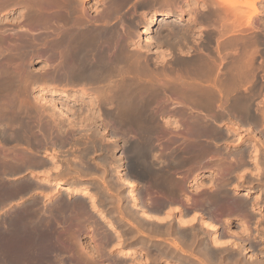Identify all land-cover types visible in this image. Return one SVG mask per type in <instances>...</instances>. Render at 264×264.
I'll return each mask as SVG.
<instances>
[{
    "label": "bare ground",
    "instance_id": "1",
    "mask_svg": "<svg viewBox=\"0 0 264 264\" xmlns=\"http://www.w3.org/2000/svg\"><path fill=\"white\" fill-rule=\"evenodd\" d=\"M263 3L264 0H0V207L9 206L5 215L11 214L4 221L0 219V264H133V256L147 254L146 251L135 250V247L144 248L152 256L153 252H157L152 245H164L162 242L167 233H173V236L170 234L171 237H167L171 241H164L168 248L169 245L175 248L173 242L178 239L187 247L190 245L189 249L184 247V251L197 259L196 262L181 264H264V260L259 259L260 252H253L250 259L247 257L242 261L245 250L253 247L249 244L254 235L249 232L252 231L250 222L254 217L249 221L251 216L248 213L255 212L257 203H252L249 198L253 194L260 201L264 192L259 194L246 189L239 197L226 186L230 177L240 171V165L245 164V158L251 155L252 149L253 155L260 153L257 154L258 148L254 141H248L249 138L245 139V144L252 149L236 152L238 149L230 145L235 146L239 141L228 139L234 131L221 127L228 119L235 122L234 125L238 122L252 125V129H264V107L260 108L264 104L260 102L257 111V104L250 106L249 96L235 93L237 83H241V88L244 84L242 80L250 82L246 80L253 75L252 79L257 78L252 93L254 97L261 93L257 91L261 73L256 75L257 71H253L255 63L252 62H255L254 56L257 59L258 48L264 40ZM142 7L154 11L148 12L145 8L147 12H143ZM137 8L142 11V17H137L147 21L141 31L138 29L140 19L133 16ZM14 12L17 16L12 19L9 15ZM188 12L194 15V24L190 21L193 25L211 23L206 33L207 43L215 40L217 31L222 37L228 32L244 33L245 29V32L250 29L256 34L253 36L252 33L248 40L246 36L244 41L239 33L237 38L243 39L241 44L235 34L233 42L224 39L226 42L220 43L219 34V38L215 36L219 40L216 38L217 44L214 49L211 48L212 51L203 50L207 46L205 43L203 49L196 50L190 59L176 57L164 64L165 60L149 57L147 53L150 50L152 54V45L158 47L155 48V53L160 51L158 55H163L169 47H177L176 42L179 45L185 43L179 48L188 46L195 32L190 23V28L169 26L170 33L158 31L153 36L155 24L159 26L161 23L162 30L170 22L181 24L183 20L187 21L185 14ZM188 17L190 20V15ZM202 30L205 31V28ZM201 36L205 37L204 34ZM164 44L169 46L167 50L161 49ZM227 46L235 47L234 51L231 52L232 48L227 49ZM263 54L260 53V58ZM37 58L44 64L40 68L33 67ZM262 64L258 63L255 67L262 69ZM41 93L47 94V97H41ZM252 93L250 95L253 96ZM107 126L112 127V135L105 133ZM119 137L121 141L117 140ZM159 140L165 143V147L158 145ZM220 141H223L224 149H221ZM75 143L82 145H78L81 147L79 154L75 150L77 155L70 158L73 164L66 163L65 157L55 156V166H50L53 160L49 159L54 156L47 160L45 157L49 151L42 150L45 154L40 152L48 144H55L58 149L68 144L69 151L70 145ZM51 147L48 146L50 151ZM155 148L158 150L155 151ZM205 166L211 168L197 170L191 177L197 185L191 187L188 174ZM229 166L236 168L232 176L228 175ZM177 172L183 173V176L176 175ZM210 173L216 175L214 182L210 180L214 184L209 181L213 187L197 180L210 176ZM130 174L148 181L139 186L138 179V187L137 180L132 179ZM41 175L48 179H41ZM262 179L264 181V176ZM36 184L55 187V217L51 218L55 219V234L51 221L46 223L49 225L44 222V230H40V223L32 220L27 211L25 216L17 210L21 202L17 205L13 203L21 198L18 195L22 191ZM121 188L127 189L126 193L120 195L118 190ZM196 195L200 198L197 199ZM85 199L90 200V210L99 213L109 232L104 235L109 237H104L107 242L105 253L99 250L100 245L94 244L101 243L98 239L101 235L97 238L100 242L92 238L94 243H87L81 238V229L85 227L86 230V225L84 223L82 227L83 223L79 220L82 221L83 215L88 216L86 211L89 207ZM99 199L111 206V211H107L108 217L95 206ZM148 200L155 213L148 211L150 209L145 204ZM178 201L180 205H174ZM188 206L198 211H187ZM222 209L234 215L232 224L240 227L241 231L233 229L232 235L237 242L240 240L243 243L241 247L242 243L236 244L242 249L227 254L213 249V246L216 248L219 245V237L229 235L230 231L227 230V223L229 226L231 222L229 219L225 225H219L215 220L223 213L221 211L218 215ZM159 211H163L164 216L177 211L179 216L174 226L169 225L168 217H165L169 219L165 226L164 216L161 217L157 213ZM187 212H190L186 214L188 217H182ZM113 214L115 218L111 217ZM194 214L200 217L197 227H194ZM242 215H247V219H242ZM71 216L77 218L74 225ZM119 216L120 220H124L120 228L116 221ZM92 219L91 222H94L95 219ZM146 227L147 232L143 230ZM201 227L214 231V235L209 233L204 237L203 232L199 236ZM124 245L128 246L111 254V249ZM220 245L226 246L223 243ZM224 246L218 247L224 249ZM174 248L173 251H176ZM157 254L164 255L160 251ZM127 259L133 263H127Z\"/></svg>",
    "mask_w": 264,
    "mask_h": 264
},
{
    "label": "rangeland",
    "instance_id": "2",
    "mask_svg": "<svg viewBox=\"0 0 264 264\" xmlns=\"http://www.w3.org/2000/svg\"><path fill=\"white\" fill-rule=\"evenodd\" d=\"M263 4H264V3H263ZM139 8H140V7H139ZM139 8H137L138 11L136 10L137 13H136V14H133V16L136 15L135 18H137V19H138V18L140 19V16L142 15V11H139V10H141V9L144 10L143 12L154 11V9H152V10L149 9V10H148L146 7H145V8L147 9V11H146V9L143 8V7H142L141 9H139ZM158 9H160V8H158ZM129 10H131V9L129 8L128 11H129ZM128 11H127V12H128ZM136 11H135V12H136ZM129 12H131V11H129ZM129 12H128V13H129ZM138 12H139V13H138ZM188 14L190 15V20H189V17H188L189 15H188ZM192 14H193V13H192ZM192 14H190L189 12L186 13L185 16H187V17H186V18H187V19H186L187 21H184V20H183V21L181 22V24H180V23H179V24H178V23H177V24H174L173 22H170V24H169L168 26H166V29H164V30L161 29L162 26H163L161 23L159 24V26H158V24H155V26H154V27H155V31L153 32V33L155 34V35L153 34V36H156V33H158V31H160V33H164V32L167 33V32L169 31V33H170V32H171V31H170V29H171L170 27L180 26L181 28L187 29L188 27L190 28V24H191L192 31L194 30L195 32H193V34H194L193 36H194V37H192L191 40L188 41V42H189V43H188V46H187V44H186V45H182V47H181L182 49L179 48L181 44H185L184 42H181L180 45H179L178 42H176L175 46H177V47H173V48H170L168 45L164 44V45L161 47V49H166L167 47H169V48H167V49H169V50L166 49L167 51L165 50L166 52H165V51H164V52H165V53H168V51H169L170 54H169V53H168V54H165V53H164V54L162 55V54L160 53V55H158L160 51H157V52H156L157 54H156L155 51H153L156 47L152 45V46H150V49L152 50V51H151L152 54L150 53V50H149L148 53H147L148 56L151 57V58H154V57H155V59H160V61H161V60H162V61L165 60V61H164V64H166L167 62L171 61V59L176 58V57H177V58L179 57V58H181V59H190V58L192 57L193 53L195 54L196 50H198L199 48H202V49H203V47L205 46V43H207V42H205V41H206V38H207V34H206V33H207V31L211 28V27H210V26H211V25H210L211 23H208V22H205V23H204V22L199 23V22H198L199 19H198V20H196L198 23H195V25H193V24H194V23H193V18H194L193 16H194V15L191 16ZM137 15H140V16L137 17ZM16 16H17V15H16L15 12L9 15V17L12 18V19H15ZM141 17H142V16H141ZM192 17H193V18H192ZM191 18H192V19H191ZM141 19H142V18H141ZM141 19H140L141 22H140V25H139V28H138L140 31L143 29V27L146 25V22H147V21H145L144 18H143L142 20H141ZM190 21H191L193 24H192ZM172 23H173L174 25H173ZM189 23H190V24H189ZM182 24H183V25H182ZM198 24H199V25H198ZM205 24H208V25H205ZM186 25H187V26H186ZM204 25L208 27L207 30H206L207 27H205ZM169 26H170V27H169ZM184 26H186V27H184ZM198 26H199V27H198ZM197 27H198V28H197ZM201 27H202V29L205 28V31L202 30V29H200ZM203 27H204V28H203ZM159 28H160V29H159ZM169 28H170V29H169ZM194 28H195V29H194ZM158 29H159V30H158ZM184 29H183V30H184ZM199 29H200L201 31H200ZM156 30H157V31H156ZM248 30H249V31H248ZM199 31H200V32H199ZM245 31H246V29L244 30V33H241V32H239V31H237V34L231 32L233 35H232L231 33L228 32L230 36H229V35L226 36V35L228 34V33H226V34L223 35L224 37H222V34H220V32H219V34L221 35V37H220V35L218 34V31H217V32H216L217 34H215V36L218 37V35H219L220 38H219V37H218V38H219V39H222V40L219 41L220 43H223V42H226V41H227V42H233L232 40L239 39V43L241 44V42H243V39H242V41H241V38H237V36H239V33H240V37L242 36V38H245L244 41L246 40V36H247V40H248L250 37H252V35L254 36V34H256L255 31L253 32V31H251L250 29H247V31H248L249 33H248V32H245ZM263 31H264V30H263ZM197 32H198V34H196ZM202 32H203V33H202ZM247 33H248V35H247ZM252 33H253V34H252ZM263 33H264V32H263ZM203 34L205 35V37H204V36H201V35H203ZM234 34L236 35V39L234 38V37H235ZM243 34H244V35H243ZM251 34H252V35H251ZM195 35H197V36L195 37ZM249 35H250V36H249ZM143 36H144V35H143ZM199 36H200V38H201L202 40H201L200 38H198V39H199V41H198L197 37H199ZM215 36H214V39H215V40H212V41H211L212 43H207V46H205L204 49H203L204 51L207 50V52H210V51H212V49H214V47H215L216 44H217V43L215 44V42H217V40H219V39H218L217 37H215ZM225 36H226V37H225ZM232 36H233V39H231ZM135 38H136V37H134V39H135ZM216 38H217V40H216ZM226 38H227V39H226ZM224 39H225L226 41H224ZM200 40H201V41H200ZM192 41H194V43H193ZM197 41H198V44H197ZM240 41H241V42H240ZM143 43L146 44V42H143ZM177 43H178V45H177ZM202 43H203V44H202ZM190 44H191V45H190ZM209 44H210V45L212 44V46H209ZM193 45H194V46H193ZM201 45H202V46H201ZM184 46H187V47H184ZM229 46H230V45H229ZM229 46H227V49L229 48ZM206 47H207L208 49H207ZM260 47H261V48H258V50L260 49L261 51L259 50V52L257 53V54H259V55L255 54V55H257V56H256L257 59H260V53H261V52H262V53L264 52V40H263V43L261 44ZM157 48H158V47H157ZM157 48H156V49H157ZM159 48H160V47H159ZM178 48H179V49H178ZM183 48H184V49H183ZM188 48H189V52H187V51H188ZM191 48H192V49H191ZM211 48H212V49H211ZM231 48H232V49H231ZM231 48H229V49H231L230 51H231V52L234 51L233 48H235V47L232 46ZM172 49H173V50H172ZM176 49H177V50H176ZM186 50H187V51H186ZM190 50H192L193 52L190 51ZM177 51L179 52V54H178ZM190 52H191V53H190ZM231 52H230V53H231ZM182 53H183V54H182ZM187 53H190V54H188V55H191V56H188ZM161 55H162L163 57H162ZM167 55H168V56H167ZM181 55H182V56H181ZM184 55H186V56H184ZM158 56H159V57H158ZM166 56H167L168 58H167ZM229 56H230V58H232L231 55H229ZM262 56H263V57H262ZM262 56H261V58H264V54H263ZM164 57H165V58H164ZM163 58H164V59H163ZM230 58L228 57V59H230ZM37 59H38V58H37ZM254 59H255V60H254L255 62H252V63H255V64H253V67H254L255 69H258V70H254V68H253V71H254V72L257 71V72H255L256 75H257L258 73L262 72V70L264 71V68H262V69H261V68H256V67L258 66V62H257L258 60L255 58V56H254ZM230 60H231V59H230ZM256 63H257V64H256ZM261 63H262V62H261ZM40 65H41V66H40ZM43 65H44V64L42 63V61H41L40 58H39L37 61H35V62L33 63V67H34V68H40V67H42ZM255 65H256V67H255ZM259 65H261V64H259ZM263 66H264V65H263ZM260 69H261V70H260ZM220 72H223V70L220 71ZM255 73H254V74H255ZM221 75H222V74H221ZM256 75H255V76H256ZM253 76H254V75H253ZM253 76H252V77H253ZM252 77H250V78H251L250 80H248L249 78L246 80V81H250L251 83H250V82H243V81H245V80H242V83H244V84L241 85V88H240V86H239L241 83H240L239 85H238V83H237V87H236V92H235V93L238 94V95L241 94L242 96H247V97L249 96L248 98L251 99V102L253 103V104H252V103L250 102V100L248 99L249 102H250V104H251L250 106L253 105V106L255 107V104H257L256 106H257V111H258V109L264 107V105L261 106L262 104H264V102H263V101H264V99H263V98H264V97H263L264 95H263L262 93H259V94H257V95L255 96V97H258V96H259V97H258L259 99L254 97V94L252 93V90H253V88H254L253 85H254V82L256 81V78H257V77H255V78H253V79H252ZM254 79H255V80H254ZM252 80H253V81H252ZM245 83H246V85H245ZM248 83H249V84H248ZM249 85H250V87H251V85H252L253 87L249 88ZM243 87H244V88H243ZM247 88H248V89H247ZM238 89H239V90H238ZM241 89H243V90H241ZM244 89H245V90H244ZM248 91H249V92H248ZM245 92H246L247 94L251 92V93L253 94V96L250 95L251 93L247 95ZM45 93H46V92H45ZM45 93H41V97H42V96H43V97H44V96L47 97V94H45ZM260 95H261V96H260ZM251 96H252V98H250ZM253 98H254V99H253ZM42 99H44V98H42ZM255 99H256V100H255ZM260 99H261V101H260ZM257 100L259 101V103H258ZM262 100H263V101H262ZM254 102H255V103H254ZM256 102H257V103H256ZM260 102H261V105H259ZM169 104H170V103H169ZM172 104H174V103H172ZM172 104H171V105H172ZM260 106H261V107H260ZM258 107H260V108H258ZM251 108H252V107H251ZM224 121H225V122H224V125H222L221 127L226 126L230 131L232 130L231 132H233V131L235 132V133H234V132L231 133V135H230L231 137L229 136L230 138L228 137L229 141H230L231 139H232L233 141H235V142L239 141L238 144H236L235 146H234V145H233V146L230 145L231 148H233V149H235V148L238 149L236 152H238L239 150H244V149L248 150V148H249V150H251V149H252L251 146L245 144V141H246L245 139H248V138H249L248 141L251 140V141H254V142H255V144H256V146H257V148H258V151H257L258 153H257V154L260 153V154L262 155V156H261V155L259 154V155L257 156L256 154H254V155H256V156H254V155L252 154V152H254L253 149H252V150H251V155L249 156V157L252 158V159L249 158V159H251L252 161L249 162V163H245V164L248 165V166H246L245 164H242V166L240 165V167H242V171H241V168L239 167L238 170H240L241 172H240V171L238 172V170H237V172H238V173H236L237 175L235 176V174H234V175L232 176V178L230 177L229 182H226V184H227L226 186L229 188V191H234L236 194H238L237 196H239V197H242V194L245 192L246 189H252V190H254L256 193H259V194L262 193V194H263V192H264V184H263L264 181H262V180H263L262 178H263V176H264V175H263V174H264V171H263V170H264V167H263V166H264V138H263L259 133L254 132L252 129H250V128L245 129L246 127H242V126H248V125H242L241 123H238V122H237V124L234 125L235 122H233V121L230 122V120H228V119H227V121H226V120H224ZM219 122H221V121L219 120ZM228 122L230 123V124H229L230 126L227 125ZM225 123H226V124H225ZM232 124H233V125H232ZM235 126H236V127L238 126L239 128L241 127L240 129H242V128H244V129L240 130V129L237 127V129H238V130H237ZM229 127H230V128H229ZM232 127H233V128H232ZM176 128L178 129L177 126H176ZM178 131H179V130H178ZM178 131H177V133H178ZM175 133H176V132H175ZM242 134H243V135H242ZM233 135H234V136L236 135V136L234 137ZM238 136H240V137H239V140H238ZM242 138H243V139H242ZM254 138H255L256 141L254 140ZM258 139H259V140H258ZM159 141H160V140H159ZM157 142H158V141H157ZM241 142H242V143H241ZM75 144H76L77 146H76ZM75 144L70 145L71 149H72L73 146H74V147H75V146L77 147V148L75 147L76 149H74V147H73V151L69 148V151H71V152L68 151V147H67L68 144H65L67 148L65 147V145H63V147H60V149L55 148V144H52V145H51L52 147L54 146L53 149H52V147L50 146V144H48V145H46V147H42V149H41L40 152H41V154H45L44 152H42V150L44 151V150L46 149L47 152L49 151V152H48L49 154H46V157H45V159H47V160H48L49 158H52V157L54 156L52 159H49V161H50V160H53V161H50V162H51V163H49L50 166H53V165L55 166V160H54V159H55V156H57V157L59 156L60 158H64V157H65V158L67 159V160H66V163H69V164H70L71 162H73L71 159H72L75 155L79 154V153H78V150H79V151L81 150V147H79V146H81L82 144H80V143H78V144L75 143ZM239 144H240V145H239ZM258 144H260V145H258ZM78 145H79V146H78ZM158 145H159V146H162V147H165V146H163V145H165V143H163V142L161 143V141L159 142ZM158 145H157V146H158ZM238 145H239V148H240V149L238 148ZM48 146H49V148L51 147V151H50V149L48 148ZM61 148H63V149H61ZM64 148L66 149L65 151H64ZM79 148H80V149H79ZM242 148H243V149H242ZM55 149H56V151H55ZM236 149H235V150H236ZM52 150H53L54 152H56V153H54ZM75 150H76V153H77V154L74 153ZM157 150H158V149L155 148V151H157ZM249 150H248V151H249ZM57 151H58V155H57ZM51 152H52V153H51ZM62 152H63V153H62ZM72 152H73V153H72ZM92 152H93V154L95 153L94 151H92ZM92 152L90 153L91 155H93ZM61 153H62V154H61ZM64 153H65V155H64ZM66 153H68V154H66ZM71 153H72V154H71ZM255 153H256V152H255ZM51 154H52V155H51ZM55 154H56V155H55ZM62 155H63V156H62ZM49 156H50V157H49ZM51 156H52V157H51ZM260 156H261V157H260ZM59 157H58V158H59ZM94 157H98V156H94ZM70 158H71V159H70ZM156 158H158V157H156ZM253 158H254V159H253ZM256 158H257V159H256ZM259 158H260V159L263 158V159L260 160ZM258 159H259V161H258ZM70 160H71V161H70ZM254 160H255V162H254ZM261 161H262V162H261ZM73 163H74V162H73ZM73 163H71V164H73ZM255 163H257V164L262 168V170H261L260 167H258V165L255 164ZM259 163H260V164H259ZM52 164H53V165H52ZM63 164H65V163L63 162ZM253 164H254V165H253ZM251 165H252V166H251ZM255 165H257V166H255ZM262 165H263V166H262ZM48 166H49V165H48ZM209 167H210V166H207V167L205 166L204 168H202V169H201V168H200V169H196L195 171H194V169H193V171H192L193 173L191 172V174H190V173L188 174L190 178H189L188 175H187V177H188L187 179H188L189 182L192 184L191 187H193L194 185H195V187H196V185H197L196 181H194V180L191 179V177H193L192 175H193L195 172L202 171V170H205V169H210L211 167H210V168H209ZM243 167H244V168H243ZM250 167L253 168V169H251ZM255 167H256V168H255ZM247 168H250L252 171H250V169L246 170ZM254 168H255V169H254ZM257 169H258V170H257ZM197 170H198V171H197ZM243 170H244V171L246 170V171H245V174L243 173V172H244ZM259 170H260V171H259ZM248 171L250 172L249 174L247 173ZM256 171H257V172H256ZM262 171H263V173H260V172H262ZM251 172H253V173H251ZM255 172H256V174H255ZM179 173H181V172H177V173H175V174H176V175H182V174H183V173H181V174H179ZM241 173H242V174H241ZM240 174H241V175H240ZM243 174H244V175H243ZM253 174H254V175H253ZM258 174H259V175H258ZM176 175H175V176H176ZM211 175H212V176H211ZM242 175H243V176H242ZM245 175H246V176H245ZM260 175H261V176L263 175V176L261 177ZM132 176H133L132 179L137 180V181H135V182H137V183H136L137 186H138V179H139V183H140L139 186L142 185V183H145V184H146L147 181H148L147 179H145L146 181L143 180V179H140V178L137 179V178H136V177H137L136 175H134V174H133V175L130 174V177H132ZM182 176H183V175H182ZM240 176H241V178H239ZM253 176H254V177H253ZM259 176H260L261 178H260ZM213 177L215 178L216 175L210 173V176H208V177H203L204 179H203V178H202V179H201V178H197V180L200 179V180H202L201 183H204L205 185L208 184L207 187H213L212 184H214L213 182L216 180V179L214 180ZM249 177H250V178H249ZM40 178H41V179H45V178L48 179V177H47V176H44V175H41ZM235 178H236V180H235ZM242 178H243V179H242ZM244 178H245V179H244ZM232 179H233V180H232ZM239 179H240V181H239ZM241 179H242V180H241ZM249 179H251V181H250ZM259 179H260V180H259ZM210 180H212V181L214 180V181L211 182ZM243 180H244V181H243ZM144 181H145V182H144ZM209 181H210V183H212V184L209 185ZM235 181H236V182H235ZM245 181H246V182H245ZM248 181H249V182H248ZM252 181H253V183H252ZM231 183H232V184H231ZM237 183H239V184H237ZM246 183H247V184H246ZM248 183H249V185H248ZM251 183H252V184H251ZM234 184L236 185V187H235ZM245 184H246V185H245ZM232 185H233V186H232ZM244 185H245V186H244ZM247 185H248V186H247ZM139 186H138V187H139ZM231 186H232V188H231ZM195 187H193V188H195ZM247 187H248V188H247ZM50 188L52 189V188H55V187L52 186V187H50ZM122 190H124V191H122ZM126 190H127V189L121 188L120 190H118V193L121 192L120 195H121V194H124V193H126ZM239 190H240V191H239ZM262 190H263V191H262ZM259 191H260V192H259ZM159 193H160V192H159ZM239 193H240L241 195H240ZM262 194H261V195H262ZM261 195H260V196H261ZM199 196H200V195H196V198H197V199L200 198ZM194 197H195V196H193V198H194ZM253 197H254V198H253ZM262 197H263V198H262ZM125 198L127 199L128 197L125 196ZM253 199H254V200H253ZM255 199H256V198H255V196H254L253 194H252V195L250 196V198H249V201H251L252 203H257V205H256V209H255V212H254V211H251V213H248V215L251 216V217H248L247 215H245V216H244V215L240 216V217H242V219H247V217H248V218H249V219H248L249 221H250V219H251L252 217L255 218V220H254V218L251 219V220H253V221L250 222V224H251V226H252V228H251L252 231L249 230V231H250L249 233H253L252 235H254V238H253V236H251V242H250V244H249L250 246L253 245V247L251 246V247H250L251 249H249V247H248V249L245 250V253H244V251H243L244 255H243L242 261L245 260V259H247V257H248V259H250V258L252 257V255H253V252H255V253L257 252L258 254H259V252L262 253V255H259V259L262 258L261 260H264V258H263V257H264V256H263V254H264V253H263V252H264V232H263V231H264V220H263V219H264V218H263V217H264V194L261 196L260 201H259V199H258V200H257V199L255 200ZM129 201H130V200L127 199V203H130ZM180 202H181V201H180ZM178 203H179V201H178L177 203H175L174 205H180V204H178ZM260 204H261V205H260ZM96 205H97V203H95V206H96ZM96 207H97V209H98V206H96ZM260 207H261V208H260ZM194 210H195V211H194ZM148 211H150L151 213H152V212L155 213V212L152 211L151 209L148 210ZM193 211L196 212V211H198V210H196V209H192V212H193ZM221 211L223 212L222 214H221ZM256 211H257V213H256ZM190 212H191V211H190ZM190 212L183 213V214H182V217H184V215H186V214L189 215ZM252 212H253V213H252ZM157 213H159V215H161V217H163V216L165 215L163 211H159V212H157ZM163 214H164V215H163ZM220 214H221V215H220ZM224 214H225V215L227 214V215H229V216H227V215L225 216ZM262 214H263V215H262ZM162 215H163V216H162ZM171 215H172V218H171ZM187 215H186V217H188ZM218 215H220L219 218H220L222 221L218 220V219H219V218L217 217ZM218 215L216 216L218 219L215 217V218H216L215 220H217V224H219V225H225V222H226L227 219H229V220L231 221L230 224H229L230 227L228 226V223H227V227H228L227 230H230V231H229V235H224V236H222V237H221V236L219 237V245H217L216 248H215V246H213V247H214L213 249H215V251H219V252H224V251H225L226 254H227V252H230V253H231V252H235V250L238 251L239 249H242L243 247H242V248H240V247L243 246V243H242L240 240H238V242H237V241H236L237 238H234L233 235H232V231H233V229H234V230H237V231H238V230L241 231V228H240V227H238V226H236V225H235V227H234L233 224H232V223H234V221H235V220H234V215H233V214H229V213H227L226 209H222V210H220V213H219ZM254 215H255V216H254ZM261 215H262V216H261ZM178 216H179V213H177V211H173L170 215H166V216H164L163 221H165L164 223H166V225H165V224H162V225L167 226V225H168V222L170 221V222H169V223H170L169 225H170L171 227L174 226V224H175L174 221H175L176 217H178ZM194 216H195V214H194ZM221 216H223V217H221ZM224 216H225V217H224ZM165 217L170 218V220H169L168 218H165ZM192 217H193V216H192ZM226 217H227V218H226ZM194 218H195V222H194V223H195V224H194L195 226H194V227H197V225H198V221H197V220L200 219V217L195 216ZM222 218H223V219H222ZM256 218H258V223H257V219H256ZM259 218H260V219H259ZM261 218H262V219H261ZM166 220H169V221L167 222ZM215 220H214V222L216 223ZM261 220H263V221H261ZM196 221H197V222H196ZM218 221H219V222H218ZM260 221H261V222H260ZM172 222H174L173 225H172ZM221 222H222V223H221ZM150 223H151V222L149 221L148 224H150ZM152 223H153V222H152ZM256 224H257V227H259V228H257V227L255 226ZM258 225H261V226H258ZM146 226H148V225H146ZM163 227H164V226H163ZM199 227H200V226H199ZM253 227H254L255 229H257V230L253 229ZM262 227H263V228H262ZM230 228H231L232 230H231ZM236 228H238V229H236ZM220 229H221V228L218 229V232H219ZM258 229H259V230H258ZM262 229H263V230H262ZM143 230H144V231L146 230L145 232H147V231H148V228L146 227V228L143 229ZM256 231H257V233H256ZM261 231H262V232H261ZM203 232H204L205 234H204ZM218 232H217V233H218ZM202 233H203V234H202ZM209 233H210V236L214 235V231H212V232H211V231H207L206 229H204V228H202V227H201V230H200V228H199V232H198V235H199V236L202 234V236L204 235V237H207V235L209 236ZM255 233H256L257 235H256ZM262 233H263V234H262ZM170 234L173 236V233H170ZM170 234L167 233L166 235H164V236H165L164 241H165V239H166V240L169 239V241H171L170 238L167 239V237H169V236L171 237ZM206 234H207V235H206ZM259 235H260V236H259ZM231 236H232V237H231ZM256 236H257V237H256ZM262 236H263V238H262ZM204 237H203V238H204ZM225 237H227V238H225ZM221 238H223L224 241L226 240V241H225L226 243H224V241H223ZM228 238H229V239H228ZM232 238H233V240H232ZM201 239H202V238H201ZM227 239H228V240H227ZM230 239H231V240H230ZM252 239H253L254 241H253ZM177 240H178V239H175V242H173V244L176 246L175 248H174V247H171V246L169 245V248L171 247V248L169 249V248L167 247L168 244L165 243L164 241H163L164 243H163L162 241L159 242V244H161V242H162V244H164V245H162L163 247H162V246L157 247L158 245H152V246H154L155 249H156V250H154L155 252H156V251H157V252L160 251V252H162L164 255H162V254H157V252H156V253L153 252V253H152V256H150L151 253L149 254V253L147 252V250H145L144 248H141V247H135V246H134V247H135V250H137V251L139 250L141 253H142L143 251H146V253H147L148 255L145 254V253H144V254H140V255H135V256H133V261H134V263H133V261H131V259H130V260L127 259L126 262H127V263H130V262H131V263H133V264H135V263H136V264H138V263H139V264H154L155 261H156L155 264H181V263H187V262H189V263H190V262H191V263H192V262H196L197 259L192 258V256H195V255H188V254L184 251L186 248L189 249L190 245L187 247L184 243H182V242L180 243V241H179V240L177 241ZM199 240H200V239H199ZM220 240H221V242H220ZM234 240H235V241H234ZM227 241H228V243H227ZM229 241H230V242H229ZM232 241H233V243H232ZM261 241H262V243H261ZM178 242H179V243H178ZM235 242H236V243H235ZM239 242L242 243V245L240 244V247H237L236 244L239 245ZM254 242H255V243H254ZM176 243H178L179 245L176 244ZM221 243L225 244L226 246H224V245H220ZM260 243H261V244H260ZM166 244H167V245H166ZM173 244H171V245H173ZM229 244H230V246H229ZM231 244H233L234 246H232ZM183 245H184V246H183ZM261 245H262V246H261ZM107 246H108V248H109V247H110V244H108ZM127 246H128V245H126V246H125V245H124V246H120V247H118L119 249L117 248V249H115V250H112V249H111L110 251H113V252H111V254L114 255V253L119 252L120 249L125 248V247H127ZM218 246H219V247H221V246L223 247V246H224V249H223V248L221 249V248H219ZM255 246H256V249L254 248ZM259 246H260V247H259ZM180 247H181V248H180ZM184 247H186V248H184ZM217 247H218V248H217ZM226 247H227V248H226ZM229 247H230V248H229ZM234 247H235V248H234ZM246 247H247V246H246ZM258 247H259V248H258ZM262 247H263V248H262ZM165 248H166V249H165ZM167 248H168V249H167ZM173 248L176 249V251H175V250L173 251ZM179 248H180V249H179ZM162 249H163V250H162ZM188 249H187V250H188ZM194 249H195V247H194ZM226 249H227V250H226ZM230 249H231V250H230ZM254 249H255V250H254ZM258 249H259V250H258ZM116 250H117V251H116ZM166 250H167V251H166ZM170 250H172L173 252L170 251ZM177 250H178L179 252H178ZM180 250H181V251H180ZM182 250H183V251H182ZM221 250H222V251H221ZM232 250H233V251H232ZM165 251H166V252H165ZM169 251L172 252V253H170ZM166 253H167V254H166ZM175 253H176V254H175ZM178 253H179V254H178ZM251 253H252V255H251ZM255 253H254V254H255ZM169 254H170V255H169ZM199 254H200V253H199ZM141 255H142V256H141ZM154 255H155V256H154ZM160 255H162V256H160ZM174 255H175V256H174ZM176 255H177V257H176ZM179 255H180V258H179ZM182 255H183V257H181ZM184 255H186V257H184ZM250 255H251V256H250ZM138 256H139V257H138ZM187 256H188V257H187ZM198 256H200V255H198ZM201 256H202V254H201ZM201 256H200V257H201ZM135 257H136V258H135ZM137 257H138V258H137ZM140 257H141V258H140ZM146 257H149L148 260L146 259ZM150 257H153V259L150 258ZM154 257H155V258H154ZM168 257H169V258H168ZM249 257H250V258H249ZM134 258H135V259H134ZM166 258H167V259H166ZM173 258H174V259H173ZM181 258H182V260H180ZM186 258L189 259V260L184 261V260H186ZM138 259H139V260H138ZM140 259H142V260H140ZM149 259H150V261H149ZM183 259H184V260H183ZM128 260H129V262H128ZM135 260H136V261H135ZM137 260H138V263H137ZM152 260H153L154 262H153ZM165 260H167V261H165ZM173 260H174V261H173ZM193 260H194V261H193ZM139 261H140V262H139ZM141 261H145V262H142V263H141ZM148 261H149V262H148ZM168 261H169L170 263H169ZM176 261H178V262H176ZM150 262H151V263H150Z\"/></svg>",
    "mask_w": 264,
    "mask_h": 264
},
{
    "label": "flooded vegetation",
    "instance_id": "3",
    "mask_svg": "<svg viewBox=\"0 0 264 264\" xmlns=\"http://www.w3.org/2000/svg\"><path fill=\"white\" fill-rule=\"evenodd\" d=\"M153 51H155V49L153 50ZM264 59V58H263ZM262 58H260L259 60L260 61H258V63L259 64H262L261 62H263V64H262V66L264 65V60H263ZM263 60V61H262ZM261 73V75H259L258 77H259V80L258 81H260V82H258V84H259V86L257 87V91L259 92V91H261V93H263L264 94V71H262V72H260ZM261 77V78H260ZM262 83V84H261ZM262 85V86H261ZM261 86V87H260ZM262 90H263V92H262ZM245 125H247V124H245ZM244 127H246L245 129H248V128H250V129H252V125H248V126H244ZM107 129H106V131H105V133L107 132L109 135H112V127H106ZM242 129H244V128H242ZM242 129H240V130H242ZM254 132H257V133H259L263 138H264V129H260V128H258V129H252ZM120 138V139H119ZM119 138H117V140H119V141H121L122 140V138L121 137H119ZM120 143H122V142H120ZM219 144L221 145V149H224V143H223V141H220L219 142ZM214 161V160H213ZM249 162H251L250 161V159H249V157L247 156L246 158H245V163H249ZM229 169H230V174H228V175H230V176H232L233 174H234V172L236 171L235 169L236 168H234V167H230L229 166ZM49 187H52V186H48V185H41V184H36V185H34L31 189H29V190H24V191H22V194H20V195H18V197L20 198V199H17L18 200V202H17V200H16V202H13L14 204H16L17 205V203H19V202H21L20 204V206L21 207H23L22 209H21V207L19 206L18 207V209L17 210H19L20 212H23V213H25V216H26V214H28L29 213V216H30V218L32 219V220H34V221H36V222H38V223H40L39 224V229L40 230H44V222H45V224L46 223H48V221H49V224H50V221H51V223H53V233L55 234V219H51V218H53V217H55V188H49ZM89 187H91V188H93V186H91V185H89ZM20 200V201H19ZM86 200V205H88L89 207H87V211H86V213H87V215L88 216H85V215H83L81 218H82V221L81 220H79V222H81V223H83L82 224V227L84 226V223H85V225H86V230H85V227H84V229L82 228L81 230V232H80V234H81V238H83L84 240H86V242L87 243H94V242H91V240H92V238L94 237V238H96V241L98 240V239H100L101 240V243L99 244H96V242L94 243L95 245H100L101 247H100V249L99 250H102V253H105L106 251H107V248H106V244H107V242L106 241H104L105 240V238L106 239H108L109 237H107V236H104V235H107V234H109V232L106 230L107 228H106V225H105V223L103 222V220L101 221V218H100V216H99V213L98 212H93V211H91L90 209H91V207H90V204H91V202H90V200H89V204H88V200L87 199H85ZM99 201H100V204H99ZM99 201L98 200H96V203H97V206H99L98 207V209H99V211H101V212H103L104 211V214L105 215H107L108 213H107V211H111V210H109L110 208H111V206H109V205H107L106 204V201H101L100 199H99ZM30 202V203H29ZM101 202L103 203V204H101ZM147 202V203H146ZM145 202V204L147 205V207H148V209H153V207L151 208V205H150V200H148V201H146ZM149 203V204H148ZM33 204V205H32ZM150 205V206H149ZM102 207V208H101ZM150 207V208H149ZM188 207H189V209H188ZM186 209H187V211H191L192 210V208L190 207V206H188ZM8 208H9V206L7 207V206H4V207H0V219L2 218V220L3 219H7V218H9L10 216H11V214H8L7 213V215H5L6 213H5V211L7 212V210H8ZM33 208H35L34 210H32ZM101 208V209H100ZM21 209V210H20ZM43 209H44V213H45V215H44V213H43ZM3 210V211H2ZM32 210V211H31ZM103 210V211H102ZM154 210V209H153ZM26 211L28 212V213H26ZM38 211V212H37ZM53 211V213H51ZM164 211H166V210H164ZM42 212V213H41ZM48 212H50L49 214H48ZM1 213L3 214V216L1 215ZM38 213H40V215L38 214ZM40 216V217H38V215ZM46 214H48V217H46L47 215ZM52 217H51V216ZM114 215V214H113ZM111 216L112 218H115L116 217V215H114V216ZM92 216V218H94L95 220H94V222H97V220H98V222L97 223H94V222H91L93 219L92 218H90V217ZM95 216V217H94ZM96 216H97V218H96ZM99 216V217H98ZM4 217H6V218H4ZM36 217V218H35ZM38 217V218H37ZM107 217H108V215H107ZM45 218V219H44ZM48 220H47V219ZM120 218V216L118 217V218H116L117 220V226L120 228L121 227V225H123L122 223H123V221L124 220H120L119 219ZM71 221H72V224L76 221V223H77V218L75 219V216L73 217V216H71ZM73 219V220H72ZM90 219H92V220H90ZM119 219V220H118ZM2 220H0V221H2ZM47 220V221H46ZM54 220V221H53ZM75 220V221H74ZM84 220V221H83ZM4 221V220H3ZM53 221V222H52ZM126 221V220H125ZM102 222V223H101ZM121 222V223H120ZM126 222H128V221H126ZM88 223V224H87ZM49 224H46V225H49ZM43 225V226H42ZM74 225V224H73ZM43 227V228H42ZM102 228V229H101ZM106 228V229H105ZM101 230H103L102 232L104 233V230H105V233L103 234V233H101ZM112 233V232H111ZM93 234V235H92ZM94 234H96V236L94 235ZM103 234V235H102ZM84 235V236H83ZM98 235L101 237V238H103V240L101 239V238H98ZM113 235V234H112ZM114 236V235H113ZM105 237V238H104ZM98 238V239H97ZM90 239V240H89ZM100 240H98L99 242H100ZM97 241V242H98ZM104 241V242H103ZM106 243V244H105ZM103 244H105V245H103ZM103 245V246H102ZM103 247V248H102ZM55 264V263H54ZM107 264V263H106Z\"/></svg>",
    "mask_w": 264,
    "mask_h": 264
}]
</instances>
